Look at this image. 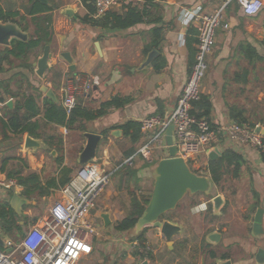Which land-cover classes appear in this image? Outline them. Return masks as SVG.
Masks as SVG:
<instances>
[{"label": "crops", "instance_id": "crops-1", "mask_svg": "<svg viewBox=\"0 0 264 264\" xmlns=\"http://www.w3.org/2000/svg\"><path fill=\"white\" fill-rule=\"evenodd\" d=\"M150 3L156 5L151 6ZM128 4L138 5L139 8L146 7L147 14L143 21L127 28H104L92 23L93 20L104 18L110 13H124ZM43 5L50 6L51 9L41 11ZM220 7H222V19L216 29L213 50L207 57L208 70L200 88V95H207L211 102L208 121L213 127L227 125L231 121L247 122L235 120L230 114L231 106L242 110V115L248 118L253 114H249L248 104L251 101L252 106L257 107L256 114L260 112L259 104H264V101L259 102L264 100V84L261 86L259 83L262 79L261 73L264 75V46L261 44L264 37V6L257 15L246 16L240 5L231 0H153L151 2L122 0L119 5L97 16L93 0H47L46 3L38 0H0V13L15 14L14 22L27 33L23 41L36 39L35 31L42 35L45 26L49 25L51 29L48 44L41 43L22 55H4L5 58L0 62V97H3V101L0 100V118L7 121L5 115L7 110L4 105L8 100L12 102L8 108L12 109L17 102L23 101L30 94L37 98L41 107L35 117L40 125L36 129L39 136L29 135L27 132L16 133L9 127L3 126L0 121V168L2 166L6 170L21 168V175L32 171L38 172L44 190L50 192L48 196L37 194L27 198L21 193L23 187L17 182L14 190L0 186V205L7 202L6 205L16 214L18 223L22 225L25 223L24 229L45 215H40L38 200L51 202L55 197L61 198L60 189L47 186V180L58 175L59 168L54 159L58 154L62 155L61 164L72 170L70 174L72 178L81 166L78 155L86 143L85 132L100 135L95 156L90 161L96 160L114 169L118 162L121 163L126 158L119 146V141L122 140V129L118 127L120 124L128 120L140 123L143 117L151 115H159L164 119L170 116L194 61L198 41L199 26L189 14L211 13ZM91 8L94 10L92 11ZM158 26L160 30L154 33L153 29ZM15 39L10 38L9 44H0V53L6 48L18 50ZM96 42L100 51L96 48ZM246 43L251 44L263 56V60L250 64L242 50V45ZM45 46H48L51 54L48 58L49 68L42 77H39L35 73L36 60L42 55ZM147 47L149 48L145 50ZM152 49L157 50V53L152 57L151 62L138 69ZM61 53L69 54L72 65L60 56ZM158 65L161 67L156 69ZM244 68L250 70L247 83L237 81L234 76ZM77 76H97L99 80L86 95H77V102L80 105L89 106L92 110L97 109L101 102L115 96L127 100V103L118 108L112 106L105 115L87 122L84 132L67 129L62 124L50 121L42 110L44 99L49 98L42 90V86L51 89L57 101L49 99L61 104L64 86L69 79ZM256 123L264 127L260 120L250 126ZM116 129L121 130L118 136L111 133ZM103 130H108V134L101 133ZM140 131L143 133V140L139 144L144 141L146 135L152 134L149 131H142L141 124ZM28 135L38 140L40 146L26 147L25 138ZM225 149L239 153L245 162L239 175L234 177L233 172H230L220 187H217L211 179V188L205 193L208 195L200 203L195 201L193 195L204 193L185 195L193 196L192 205L198 203L193 207V213L205 210L207 211L205 213L210 215L204 218L206 229L202 233H197L195 237L194 228L183 227L177 219L164 218V215L177 208V205L160 218V220L163 218L161 221L167 220L179 226V230L171 236L170 243L160 229L152 225L144 227L146 229L142 245L137 239H133L135 236L129 235L130 230L124 232L127 239L122 245L127 251L126 256L130 261L128 264H140L143 260H147L148 264H219L226 259H230L232 264H260L255 258L258 248L264 249V245L256 241V237L264 236V163L261 161L260 151L249 144L234 142L223 137L214 144L212 150L200 153L189 165L198 175L211 178L208 171V161L211 159L208 154L213 150L218 151V156L215 158L217 159ZM155 151L160 155L154 157L152 153L150 164L139 169L138 177L145 175L150 169L152 171L161 158L168 156L167 149L165 151L155 149ZM200 157L203 158L202 162L199 160ZM154 158L157 159L156 164L153 165ZM0 174L7 177L5 171L0 170ZM240 182L244 189L240 187ZM110 187L102 192L101 206L91 213L96 238L100 234L97 229L104 228L100 212L108 211L111 221L121 220L123 217L121 218L120 213L123 211L120 210L129 212L131 206V196L127 188L116 187L114 178ZM253 190L257 192L255 197ZM122 191H126L128 204L123 208L121 206L117 208L116 198L119 199V196L116 195L121 194ZM151 191L152 188L146 199L150 198ZM13 193L28 200V203L20 207V214L9 204ZM135 194L138 197L136 192ZM110 195H113L111 199H109ZM216 195L222 198L217 210L212 203ZM28 204L31 206L24 208V205ZM46 204L47 212L51 203ZM200 204L206 208H198ZM233 204H237V207ZM258 208L263 209L261 222L263 231L255 235L252 225ZM34 210H37V214H34ZM231 210L234 215L227 219L225 215ZM30 216L32 218H29ZM33 218L36 220L34 221ZM93 219L96 221L94 222ZM218 222H221L219 226ZM231 225L235 227H230L229 230L227 226ZM213 234L218 236L214 237ZM0 236L3 240L15 241L1 229ZM234 236L244 240L243 244L232 240ZM222 240L225 243H222ZM91 242L92 252L83 255L76 264H105L102 258L93 255L96 242L93 240ZM135 242L138 245H134ZM142 248L144 251H140ZM134 250L141 252L145 257L142 259L135 257ZM224 256L226 257L223 258ZM115 262L114 259L110 260V264Z\"/></svg>", "mask_w": 264, "mask_h": 264}, {"label": "built area", "instance_id": "built-area-1", "mask_svg": "<svg viewBox=\"0 0 264 264\" xmlns=\"http://www.w3.org/2000/svg\"><path fill=\"white\" fill-rule=\"evenodd\" d=\"M121 1L93 0L95 15H103ZM236 2L246 16L257 15L264 6L263 0ZM221 13L222 7L211 13L189 14L198 23V41L194 61L170 116L165 119L159 115L143 117L140 120L142 131L152 134L146 135L136 151L114 169L108 171L105 165L96 160L81 165L70 181L59 188L61 198L50 204L44 216L23 231L17 241L4 240L8 250L0 248V264H76L83 255L90 254L93 250L91 241L95 236V226L91 220L95 200L109 185L112 173L118 167L132 165L136 156L151 162L155 149L166 150L168 145L165 136L170 125L177 156L186 159L188 164L200 153L212 150L214 144L223 137L264 151V135L256 131L259 124L250 126L247 122L231 121L227 125L213 127L206 117H197L191 112L192 103L200 98L207 57L215 44ZM98 82L97 76L69 79L63 88L61 100L65 112L69 114L75 107L77 95H86ZM0 186L14 190L17 185L14 178L0 174ZM198 208L205 209L206 206L200 204Z\"/></svg>", "mask_w": 264, "mask_h": 264}, {"label": "trees", "instance_id": "trees-1", "mask_svg": "<svg viewBox=\"0 0 264 264\" xmlns=\"http://www.w3.org/2000/svg\"><path fill=\"white\" fill-rule=\"evenodd\" d=\"M146 2H151L153 0H145ZM235 3L236 0H231ZM238 4V3H237ZM151 6H155V3H150ZM44 8L41 11H46L51 9L50 6L43 5ZM93 11L94 9L91 8ZM147 14L146 7L139 8L138 5L128 4L126 6V11L122 14L110 13L101 19H95L92 21L95 25H100L104 28H127L131 27L144 20L145 15ZM15 14L11 13H0V21L14 22ZM111 16V18H109ZM157 22V21H156ZM16 23V22H14ZM19 23V22H18ZM160 30V27L153 29L154 33ZM36 39H30L28 42L15 39V45L19 48L18 50L8 49L0 53V62L5 58L4 55H22L28 50H31L34 47H38L41 43L46 45L49 43L51 38V29L50 26H45L43 28L42 35L38 34V31H35ZM261 44L264 46V37L261 41ZM156 45V44H155ZM147 47L145 50H147ZM243 55L248 60L250 64L254 63L257 60H263V56L260 55L257 50L249 43L242 45ZM160 58V57H159ZM194 60V59H193ZM193 63V62H192ZM156 64V63H155ZM162 65V64H161ZM158 65L156 69L160 68ZM250 70L244 68L241 72H236L234 74L237 81L247 83ZM91 91V90H90ZM0 100L3 101V97H0ZM127 100H124L120 97H113L110 100L101 102L100 106L97 109H90L89 106H82L80 103L76 102L75 107L67 114L61 104L52 101L49 98H45L43 101V114L50 121H54L57 124L64 125L67 129H78L81 132L86 131V123L93 121L106 113H108L110 107H121ZM6 108L7 121L0 118L3 126L9 127L10 130L14 132H27L29 135L39 136V133L36 132V129L39 128V121L35 117L39 114L41 107L37 101V98L30 94L23 101H19L15 104L12 109H9L8 106L4 105ZM211 102L207 95L201 94L200 98L192 103L191 112L197 117L204 116L208 120L210 114ZM231 116L237 121H247L252 125L253 123L248 120L245 116L242 115V110L237 109L236 107H230ZM264 114V112H263ZM260 122L264 126V116L260 118ZM122 129V140L119 141V146L121 151L126 157L131 156L135 151L137 145L143 140V133L140 131L139 121L128 120L118 126ZM104 135L108 134V130L101 131ZM264 142V139H263ZM52 145V144H51ZM58 146V144H57ZM261 161L264 163V151H260ZM55 164L58 165L59 171L58 175L51 177L47 180V186L59 189L65 186L71 179L72 170L61 164L62 155L58 154L55 159ZM120 162H118L119 164ZM244 161L241 155L231 149L223 150L221 156L217 159H211L208 161V171L211 176L213 183L220 187L224 182L226 175L230 172H233V176L236 177L239 175V171L244 165ZM150 162L144 158H139V156L134 157L133 164L127 165L123 164L118 167L111 176V180L115 179L116 187L119 189L127 188L129 185L136 186L139 181L138 171L141 168L148 166ZM21 168L6 170L4 166L0 168L1 171H5L8 178H14L16 182L23 187L22 194L27 198H32L33 196L40 194L48 196L50 192L44 190V186L41 184V179L38 172H30L26 175H21ZM132 187V186H131ZM127 188L131 196V206L128 214L117 222L115 229L117 231H128L130 230L134 223L136 222L138 216L141 215L144 210L148 199L140 200L135 194L134 188ZM253 196H257V192L253 190ZM11 195V193H10ZM7 202H4L0 205V229L4 234L10 236L13 239H17L18 236L24 231V225L19 224L16 219V214L14 211L6 205ZM178 205V204H177ZM31 205H24V208L30 207ZM256 207V206H255ZM35 221L36 218H33ZM139 232L133 239H137L138 242L142 245L144 241V231ZM135 257L142 259L145 256L141 252L136 250L133 251ZM224 256L223 258H225Z\"/></svg>", "mask_w": 264, "mask_h": 264}, {"label": "water", "instance_id": "water-1", "mask_svg": "<svg viewBox=\"0 0 264 264\" xmlns=\"http://www.w3.org/2000/svg\"><path fill=\"white\" fill-rule=\"evenodd\" d=\"M40 2L46 3L47 0H38ZM27 33L20 29L16 23L6 21H0V44L6 45L10 43V38H16L20 40H25ZM96 48L100 51L99 44L96 42ZM157 53V50L152 49L146 60L141 64L138 69H141L151 62L152 57ZM49 48L45 46L42 55L36 60L35 73L42 77L44 72L49 68L48 58L50 57ZM60 56L65 58L70 65H72V60L68 53H61ZM42 90L45 92L46 96L54 101L57 98L53 94L51 89L46 86H42ZM11 101L6 102L7 106H11ZM256 131L264 135V127L257 126ZM121 130L116 129L111 133L114 136H118ZM172 125L167 129L165 140L168 145L167 153L168 156L161 158L157 164L152 169L153 176V187L150 194L149 201L142 211L141 215L138 216L133 227L129 231V235L136 236L139 232L143 230L145 226L152 225L158 227L162 235L170 243V238L179 230V226L168 222L167 220L161 221V216L169 210L174 209L177 204L184 198L186 194H194L198 192L207 193L211 188L212 181L209 176L198 175L194 170H192L186 159L181 156H177V149L174 145V137L171 134ZM86 143L82 151L78 155L79 164H85L92 160L95 156L96 147L98 140L100 138L99 134L92 132H85ZM26 147H39L40 142L38 140L30 137L29 135L25 138ZM218 156V151L213 150L208 154L210 159H215ZM28 203V200L22 198L20 195L13 193L10 197V206L18 213H21L20 207L23 204ZM214 209L222 203V198L216 195L212 199ZM263 216V209L258 208L254 216V222L252 225V231L255 235L260 234L262 230L261 222ZM100 217L103 220L104 227H107L111 222L109 212H100ZM212 236L217 237L218 234H213ZM0 248H8L5 245L3 238L0 236ZM256 260L260 264L264 262V249L258 248L256 254ZM140 264H148L147 260H143ZM219 264H232L230 259L221 261Z\"/></svg>", "mask_w": 264, "mask_h": 264}, {"label": "rangeland", "instance_id": "rangeland-1", "mask_svg": "<svg viewBox=\"0 0 264 264\" xmlns=\"http://www.w3.org/2000/svg\"><path fill=\"white\" fill-rule=\"evenodd\" d=\"M207 70H208V67L205 70V74L207 73ZM263 76H264L263 73H261L262 79H260V81H259L261 86L264 84V79H263L264 77ZM263 101L264 100L259 101V102H263ZM255 102H257V101H255ZM254 106L255 105L252 106V101H251V103L248 104V107L250 109L249 110V114L253 113L252 116L248 117V120L251 121L252 123H255V122L259 121L260 118L264 116V114H263V112H264V104H262V103H261V105L259 104V108H258V110L260 109L259 114H256L255 110H257V107H254ZM158 150L161 151L160 149H158ZM162 151H165V150H162ZM153 153H154L153 154L154 157L155 156L158 157V155H160V153L156 152V151L153 152ZM156 159L157 158H154V160L152 161L153 165L156 164V162H155ZM199 160L202 162L203 158L200 157ZM115 163H117V162H115ZM106 169L108 171H110L112 169V166H106ZM198 173H200V172H198ZM111 184H112V180L109 183V185H107L105 187V189H110L111 188L110 187ZM152 184H153V176H152V171L150 169L148 171V173H146L145 175H142V176L139 177V181L136 184V186L129 185V186H127V188H130L132 186L131 188H134V191L137 193L138 197L141 200H144V199H146L149 196L150 189L152 188ZM227 184L228 183H226V185ZM239 184L241 185L240 187L242 189H244L242 182H240ZM126 191H122L121 194H117L116 195V196H119V199L116 198L117 199V202H116L117 208H118V206H121L122 208L125 205L127 206L128 198H127ZM103 193L95 200V207L91 210V213L95 212V210L98 209L101 206L100 205V198L102 197ZM206 195H208V194L204 193L202 195H198L197 194V195H193V196H194L195 201L200 203V202L204 201V197ZM193 196L192 195L184 196V198L179 202L177 208H175L173 211H170L167 214H165L164 218L168 217V218H171V219H177V221L183 227H187V228L192 227V228H194V233H196L195 234V237H196L197 233L198 234L202 233L204 231V229H206L207 225L204 224V218H205V216L207 218L210 215L208 213H205V212H207L205 210L204 211H200L198 213H193L192 212L193 207L195 205L197 206V204H198V203H195L194 205L191 204V202H193L192 201V197ZM112 197H113V195H110L109 199H111ZM55 199H57V198L55 197L54 199H52L51 202H49V200H43V199L38 200L40 202L39 203L40 204L39 205V209L41 210V214L40 215H44L46 213V207H45V206H47L46 203H48V205H49ZM233 205L235 207H237V204H233ZM120 211H123L122 213H120L121 214V218L124 217L127 214V212H128V210H124V209H121ZM34 212H35L34 214H37V210H34ZM233 215H234V213L231 210V212L227 213V215H225V216L228 219L230 216H233ZM32 216H30L29 218H32ZM93 220H94V222L96 221L95 219H93ZM119 220L120 219L115 220V221L114 220L111 221L107 227H104L101 230L98 228L97 230L100 231L99 236H97V238L93 237V241L96 242V244H95L96 247L94 249V254L93 255L102 258L104 260L105 264H110V260L111 259L112 260L113 259L116 260V262H115L116 264H128V263H130L129 258H127V256H126L127 251L124 250L123 245H122L124 240L127 239L126 238L127 236H126V234H124V232H120V231H117L115 229V225L117 224V222ZM220 223L221 222L217 223L218 226L220 225ZM29 226H27L24 230H26ZM230 227L234 228L235 225L227 226V228H229V230H230ZM249 238H251V237L249 236ZM17 240L18 239H16L15 241H17ZM232 240L236 241L239 244H243V241H244V240L239 239V237H236V236H234L232 238ZM256 241L258 243H260L261 245H264V236L261 235V236L256 237ZM222 243H225V241L222 240ZM205 259H206V262H208L207 257H205Z\"/></svg>", "mask_w": 264, "mask_h": 264}]
</instances>
